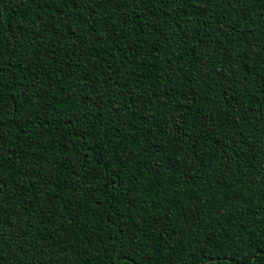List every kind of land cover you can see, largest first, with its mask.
<instances>
[{"label":"trees","instance_id":"1","mask_svg":"<svg viewBox=\"0 0 264 264\" xmlns=\"http://www.w3.org/2000/svg\"><path fill=\"white\" fill-rule=\"evenodd\" d=\"M0 264H264V0H0Z\"/></svg>","mask_w":264,"mask_h":264}]
</instances>
